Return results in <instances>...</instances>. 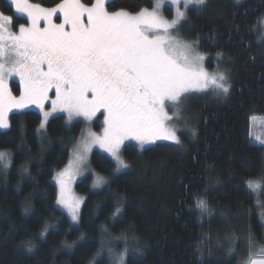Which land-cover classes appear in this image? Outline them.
Wrapping results in <instances>:
<instances>
[{
    "label": "trees",
    "instance_id": "16d2710c",
    "mask_svg": "<svg viewBox=\"0 0 264 264\" xmlns=\"http://www.w3.org/2000/svg\"><path fill=\"white\" fill-rule=\"evenodd\" d=\"M152 5L106 3L129 12ZM0 11L14 28L26 22L8 0ZM185 21L207 67L225 72L227 94L192 95L179 142L126 144L125 170L93 150L90 164L107 179L100 189L90 175L76 183L85 196L78 226L57 207L52 177L84 122L56 115L41 130L37 110L10 113L0 130V264H114L108 249L123 253L122 264H250L264 251V145L250 136L251 118L264 116V0H206ZM10 89L18 95L19 83Z\"/></svg>",
    "mask_w": 264,
    "mask_h": 264
},
{
    "label": "rangeland",
    "instance_id": "374dc122",
    "mask_svg": "<svg viewBox=\"0 0 264 264\" xmlns=\"http://www.w3.org/2000/svg\"><path fill=\"white\" fill-rule=\"evenodd\" d=\"M8 1L26 22L14 28L12 17L0 11V130L9 127L10 113L26 109L41 114V130L56 115H64L69 122H84L68 162L52 177L57 187L56 205L73 226L79 225L85 198L76 190V183L90 175L93 189H100L107 179L90 164L93 150L108 155L117 171L125 170L128 164L122 148L126 144L142 149L158 142H179V132L189 123L190 97L201 93L226 95L229 90L225 72L217 63L208 68L206 55L187 34V10L206 0H153L151 7L137 12L111 11L106 7L109 0H94L91 4L61 0L52 7L31 0ZM165 7L169 11L165 12ZM15 41L33 54H44L45 45L57 44L71 58L89 52L112 56L152 101L154 129L134 126L120 109L119 94L108 93L90 78L82 63L62 85H51L47 75L37 76L32 71L20 78L15 45L8 49ZM11 52L14 55H9ZM11 81L19 83L18 95L11 91ZM52 89L56 93L50 92ZM250 136L253 144L264 145V116L251 118ZM248 184L253 191L260 190L259 181L250 180ZM106 252L114 264H122L123 253ZM251 263L264 264V252Z\"/></svg>",
    "mask_w": 264,
    "mask_h": 264
},
{
    "label": "flooded vegetation",
    "instance_id": "af4514ba",
    "mask_svg": "<svg viewBox=\"0 0 264 264\" xmlns=\"http://www.w3.org/2000/svg\"><path fill=\"white\" fill-rule=\"evenodd\" d=\"M14 45L16 48L14 50L15 55L14 52L9 55L17 57L16 61L19 64L16 73L20 78L27 76V73L32 71L37 76L47 75L51 85H62L68 81L72 72L82 63L87 68V75L90 78L92 77L104 89H107L108 93L115 91L119 94L122 100L120 109L129 120L133 121L131 122L134 126L147 131L154 129L151 122L152 101L142 94L139 84L128 71L119 67L112 56L89 52L77 58H71L66 52L60 51L57 44L45 45L44 54H33L24 45L16 41L8 49ZM50 92L56 93L54 89Z\"/></svg>",
    "mask_w": 264,
    "mask_h": 264
},
{
    "label": "crops",
    "instance_id": "0c3cea01",
    "mask_svg": "<svg viewBox=\"0 0 264 264\" xmlns=\"http://www.w3.org/2000/svg\"><path fill=\"white\" fill-rule=\"evenodd\" d=\"M252 264V263H251Z\"/></svg>",
    "mask_w": 264,
    "mask_h": 264
}]
</instances>
